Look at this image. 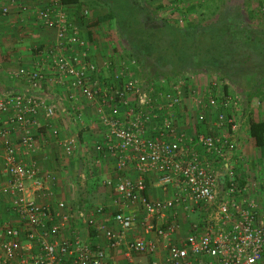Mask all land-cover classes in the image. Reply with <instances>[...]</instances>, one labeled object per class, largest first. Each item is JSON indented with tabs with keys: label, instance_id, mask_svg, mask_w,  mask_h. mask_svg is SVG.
I'll return each mask as SVG.
<instances>
[{
	"label": "built area",
	"instance_id": "built-area-1",
	"mask_svg": "<svg viewBox=\"0 0 264 264\" xmlns=\"http://www.w3.org/2000/svg\"><path fill=\"white\" fill-rule=\"evenodd\" d=\"M36 18L57 30L47 55L52 73L39 64L13 73L25 80L28 90L10 89L0 95L4 175L0 193L17 220L13 225L0 222V264H264V209L257 196L264 189V176L247 183L245 176H238L239 160H231L236 150L231 139L244 126L243 96L222 87L217 90L215 81L203 92L192 91L188 106L192 112L196 106L197 120L205 122L208 113L213 115L209 130L196 136L204 152L200 154L175 129L169 114L187 97L183 77L147 83L115 71L112 79L100 83L94 77L98 66L88 58L89 40L68 18L62 3L50 0L36 10ZM45 81L64 86L70 99L79 92L89 103L109 106V112L100 111L105 134L94 145L96 156L106 154L113 161L103 181L114 194L108 207L39 201L52 196L48 181L56 180L30 157L39 148L35 137L39 116L55 114L53 103L38 93ZM68 112L71 120H81L74 104ZM5 116L9 125L2 124ZM154 124L157 130L152 134L149 127ZM14 131L17 142L11 140ZM75 147L73 136L61 140L66 155ZM150 173L156 174L157 186L169 196L153 198L146 193ZM191 213H197L195 219ZM182 220L189 226L178 234ZM134 227L141 235L128 234ZM98 235L108 249L124 248L120 259L107 260L104 246L92 239ZM160 243L161 257L155 256ZM134 253L152 258L137 261Z\"/></svg>",
	"mask_w": 264,
	"mask_h": 264
},
{
	"label": "crops",
	"instance_id": "crops-1",
	"mask_svg": "<svg viewBox=\"0 0 264 264\" xmlns=\"http://www.w3.org/2000/svg\"><path fill=\"white\" fill-rule=\"evenodd\" d=\"M49 1L50 0H5L2 4L0 9V95L10 89L28 90L25 80L13 76V73H17L21 70H30L36 67L37 64H39L46 73H52V70L49 69L50 61L47 55L48 49L56 42L57 30L55 27L43 25L36 18V10ZM182 1L189 2L190 0ZM3 7H7L6 12H2ZM62 7L68 18L77 25L80 33L84 36H86L88 30L94 35L97 33V30L101 28L102 23L92 27L87 25L89 17L86 18L88 15L86 9L81 10V7L79 8L76 4H62ZM83 8L86 7L83 6ZM84 11H86V14ZM90 11L92 12H90L92 18L104 13L96 7ZM94 45V49L89 45L90 49L88 53V58L98 66V70L94 73V77L100 83H106L112 79L114 74L113 72L115 70H109V67L110 64L115 61V58L113 61H108L104 58L106 51H99L96 39ZM102 45L105 46V42H103ZM64 51L66 53L69 52L66 48ZM127 75L134 76L136 73H127ZM190 88L191 90L188 92H186V88L184 89V94L187 97L180 106L173 108L169 114L174 122L175 129L178 132H183L187 138V143L197 148L200 154L204 155V152L197 143L196 136L198 133L209 130V120L213 118V115L212 113H208L205 122H199L197 120L196 112H194L196 106L193 112L189 110L188 106L193 102L192 98H190V94L192 95L194 88ZM217 90H219L218 87ZM38 93L45 97L48 102L53 103L55 114L50 118L43 117L42 114L39 116L41 126L37 129L35 134L39 148L33 152L30 157L36 161L42 172H49L56 176L54 182L48 181L51 187L50 190L53 193L52 196L41 197L39 201L54 205L56 201L63 200L70 206H94L102 204L108 207L112 203L114 194L110 188L103 184V181L110 175L113 161L106 154L96 156L94 145L96 142L102 140L105 134L104 128L99 123L100 111L109 112V106L89 103L79 92H76V99H70L68 98L70 93L68 89L64 86L52 85L46 81L43 83ZM73 104L75 111L81 114V120L79 121L71 120V116L68 112ZM2 124L9 125L6 116L3 118ZM154 126L155 124L149 127L152 134L156 133L157 130ZM14 132L12 133L11 140L17 142L18 134L17 131ZM70 136L75 138L76 147L71 154L66 155L61 148V140ZM189 139H191V141H189ZM243 139L242 130L231 139L236 146L235 154H239L237 155L239 163L241 160L245 161L239 152V147L242 146L245 140ZM249 172L250 177H246L245 179L247 183L255 179L256 175L262 177L258 171L255 172L251 169ZM3 181L4 175L0 172V186ZM146 185V193L153 198L169 196L168 193H164V191L157 186L155 173L147 175ZM258 191L264 192V189H259ZM190 218L195 219L191 216ZM3 220L12 225L17 224V220L9 208L8 201L5 202V199L0 194V222ZM181 224V230L178 234H184L189 226V221L182 220ZM80 229L84 233V229H82V227H80ZM128 234L130 236H139L141 235V230L138 227H134ZM148 238H153V236L148 235ZM92 239L104 246L106 252L109 254L107 258L109 262L110 259H120L122 256V251H124L123 247L119 250H111L106 247L105 239L102 236H94ZM160 245L159 254L157 253L155 256H162V243H160ZM133 258L137 261L149 262L152 255L148 253H134Z\"/></svg>",
	"mask_w": 264,
	"mask_h": 264
},
{
	"label": "trees",
	"instance_id": "trees-1",
	"mask_svg": "<svg viewBox=\"0 0 264 264\" xmlns=\"http://www.w3.org/2000/svg\"><path fill=\"white\" fill-rule=\"evenodd\" d=\"M59 2L76 4L81 10L86 9L83 6H90L87 0ZM130 3L140 9L137 21L143 27L158 31L152 42L146 34V45L142 46L141 42L133 44L129 38L132 36L122 33L120 23L117 25L118 21L113 20L114 14L110 10L91 18L87 25L92 27L113 20L118 43L127 50L137 73L145 82L150 83L160 78L175 79L186 71L215 73L224 81V92L229 88L227 82L244 91L240 73L255 74L252 76L254 81H258L261 73H264V50L260 47L253 49L257 44H264V26L259 25L264 0H204L193 9L196 17L189 24L160 19L156 9L146 0H130ZM247 3L250 4L249 7L246 6ZM157 7L161 8L160 5ZM206 32L210 34H207L206 43L202 45L200 41L204 39ZM86 36L88 40L92 39L89 30ZM254 85L250 86L249 92H243L246 107L254 99H257L258 104L264 101L257 95L258 90ZM247 123L248 135L253 144L264 146V118L249 117Z\"/></svg>",
	"mask_w": 264,
	"mask_h": 264
},
{
	"label": "rangeland",
	"instance_id": "rangeland-1",
	"mask_svg": "<svg viewBox=\"0 0 264 264\" xmlns=\"http://www.w3.org/2000/svg\"><path fill=\"white\" fill-rule=\"evenodd\" d=\"M5 0H0V9L2 4ZM151 3L154 9H156L157 17L164 20H177L180 24H189L192 23L193 20L196 17V12L193 10L196 8V5L198 3H203L201 0H190L189 2H184L182 0H146ZM87 2L90 4L89 7H86V10L88 11V15L86 18L89 20L92 18L91 11L94 7L98 8L99 10L103 11L104 13L108 10L112 11L114 14V21H118L120 23V28L122 30V33L127 36L130 34L132 37L130 38V41L134 44L137 42H141V45H146V34L149 35L151 42L154 38H156L157 35L155 33H158V31L154 30L151 27L142 26L141 23L137 21L138 14L140 13V9L130 3V0H87ZM99 3V4H97ZM161 6V8H158L157 6ZM247 7L250 6L249 3L246 4ZM91 12V13H90ZM141 14V13H140ZM139 17V16H138ZM259 25L264 26V7H262V13L259 14ZM258 19V18H254ZM106 21L102 23L101 28L97 30L96 34H91L92 39L89 40V45L95 48L94 42L95 39L97 40V47L99 51H106L104 54V58H106L108 61L115 58V61L110 64L109 70H115V71H124L125 73H137L135 63L133 59H131L128 55L127 50L118 43V37L116 35L115 31V24L114 21ZM167 32V30H166ZM165 32V33H166ZM207 34H210V32H206V37L204 36V39H202L201 44L206 43ZM97 36V37H96ZM94 40V42H93ZM105 42V46L102 45V43ZM261 48L264 50V44H257L253 49ZM182 48V47H181ZM205 49V48H204ZM251 49V50H253ZM202 56V55H201ZM212 58V57H211ZM214 58V57H213ZM173 68H176L175 65H172ZM114 71V72H115ZM242 74L240 73L239 78L241 81V84L243 85V90L241 91L239 88H237L233 83L227 82L229 85L228 90L232 91V93H239L243 95V92H249L250 86L254 85L255 88L258 90L256 93L257 95L264 100V73H261V78L258 81H254L252 79V76L255 74L250 73ZM135 76H139L137 73ZM180 77H183L185 79V88L186 92L190 91L191 88H194V91L196 92H203V89H205L206 85L208 86L210 82L215 81L219 86L218 88L221 89L222 83L224 82L219 75L215 73H193L190 71H186L183 73ZM222 80V81H219ZM261 82V83H260ZM192 88V89H193ZM241 117H244V126L240 129L243 132V139L244 143L242 146L239 147L240 149V155L244 158L243 163L236 162V168L238 172V176L245 175V177H250L251 169L255 172L258 171L260 175L264 176V146L258 147L255 146L251 140V138L248 135L247 130V122L249 117H255V118H264V101H261L258 104L257 99H254L249 106H244L241 108ZM250 138V140H249ZM249 141V142H248ZM235 150L231 154V160H236L237 155L235 154ZM245 173V174H244ZM261 177L259 175H256L255 179L261 180ZM257 196L259 200V205L262 209H264V192L257 191ZM1 194V193H0ZM3 198L6 201V198L3 194H1ZM4 211V210H3ZM2 211V212H3ZM197 213H191L192 218H196Z\"/></svg>",
	"mask_w": 264,
	"mask_h": 264
}]
</instances>
